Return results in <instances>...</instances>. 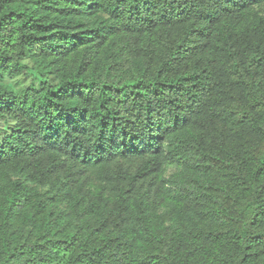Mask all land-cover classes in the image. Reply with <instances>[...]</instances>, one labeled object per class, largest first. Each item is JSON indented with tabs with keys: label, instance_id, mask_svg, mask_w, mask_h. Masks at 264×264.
<instances>
[{
	"label": "trees",
	"instance_id": "obj_1",
	"mask_svg": "<svg viewBox=\"0 0 264 264\" xmlns=\"http://www.w3.org/2000/svg\"><path fill=\"white\" fill-rule=\"evenodd\" d=\"M5 118L0 264H264V0H0Z\"/></svg>",
	"mask_w": 264,
	"mask_h": 264
},
{
	"label": "rangeland",
	"instance_id": "obj_2",
	"mask_svg": "<svg viewBox=\"0 0 264 264\" xmlns=\"http://www.w3.org/2000/svg\"><path fill=\"white\" fill-rule=\"evenodd\" d=\"M27 62V61H25ZM27 64L29 65V62H27ZM4 82L7 83L8 85H10L12 88L16 89L19 87H26L28 85H38L40 78L37 75V73L32 70V69H28L25 70L21 75L10 79L7 77H4ZM12 124L10 119H2L0 121V138L2 137V132L4 130H7V128ZM180 168L177 166L176 163H171L165 171V176L168 177L169 175H171L172 173L176 172L177 170H179ZM51 264H59V260H55L53 261Z\"/></svg>",
	"mask_w": 264,
	"mask_h": 264
}]
</instances>
